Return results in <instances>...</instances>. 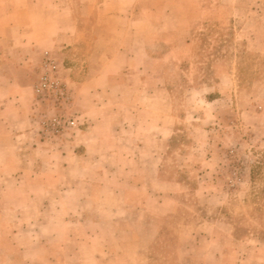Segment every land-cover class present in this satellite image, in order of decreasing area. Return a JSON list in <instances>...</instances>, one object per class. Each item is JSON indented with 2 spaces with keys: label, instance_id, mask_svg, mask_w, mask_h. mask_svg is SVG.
<instances>
[{
  "label": "rangeland",
  "instance_id": "374dc122",
  "mask_svg": "<svg viewBox=\"0 0 264 264\" xmlns=\"http://www.w3.org/2000/svg\"><path fill=\"white\" fill-rule=\"evenodd\" d=\"M16 1L18 6L26 0ZM123 1L128 9L123 14L129 16L114 20V30L121 42L143 49L150 62L139 73L148 91L143 97L135 98L134 90L124 100L92 98L86 90L79 94L77 83L88 67L69 76L68 68L76 72V59L42 44L31 58V76L16 87L22 111L0 116V264H17L20 255H15L23 251L28 264H96V247L104 246L96 242V234L104 233L96 229V218L106 216L127 224L129 234L126 242L113 237L110 244L126 255L105 264H264V0ZM19 15L0 17V29L42 22ZM35 36L12 34L9 39L15 44ZM46 50L61 63L73 91L72 110L85 121L77 132L61 137L42 133L33 106L34 72ZM75 54L88 59L84 51ZM129 54L136 58L135 51ZM5 69L13 73L11 62ZM13 85L0 78V94L13 97ZM94 119L104 132L86 140ZM157 121L164 126L158 128ZM114 122L122 129L116 144L105 137ZM137 132L153 133L154 139L143 145ZM11 133L34 138L26 153L33 149L38 163L24 165L40 175L33 186L19 177L23 166L14 160L20 149ZM85 148L97 154V169L62 166L71 163L62 156L75 157ZM115 148L123 151L122 160L114 156ZM156 153L160 169L152 172ZM133 165L140 170L132 171ZM136 176H144L149 187L131 184ZM96 182L123 193L116 210H92ZM76 185L81 194L64 193ZM148 189L159 193L149 197L150 210L123 208V200ZM46 220L52 223L43 230ZM44 235L53 236L47 250L37 242Z\"/></svg>",
  "mask_w": 264,
  "mask_h": 264
},
{
  "label": "crops",
  "instance_id": "0c3cea01",
  "mask_svg": "<svg viewBox=\"0 0 264 264\" xmlns=\"http://www.w3.org/2000/svg\"><path fill=\"white\" fill-rule=\"evenodd\" d=\"M124 2L125 1L123 0H26L23 4L20 2L21 4L17 6L16 0H0V17H7L12 13L13 17L16 19L20 17V13H24L26 18L34 15L37 18H41L39 20H42L41 23L35 22L38 26L29 25L30 28H24V24L20 23L19 25L13 26L14 28L12 29L9 25L4 26L3 30L0 29V78L12 82V84H14L13 87L15 88L13 91V97L8 96L7 98L5 94H0V116L19 114L20 111H22V95L19 90H16V87H21L25 79L31 76L29 70L31 67V58L41 52L42 48L40 45L42 44L46 47H52L56 51H60L61 57L76 59L73 63L76 72H73L72 67L68 68L67 74L69 73V76L72 73H75V75L82 73V70L88 67L85 74L82 75L81 79L83 82L78 81L77 83L79 94L86 90V93L92 98L124 100L127 98L126 94L134 90L136 91L133 95L135 98L143 97L142 92L146 91V89H143V77H141V74L139 73L141 67L144 66L146 62L147 65L150 62L143 58V52H145L143 49L139 46L126 44L124 41L121 42L119 37L116 36L114 30V20L129 16L123 14L124 11L128 10L121 5V3ZM137 18H143V16L139 15ZM12 34L13 36H36L30 42H26L25 38H18L17 42L12 44L9 39ZM75 51H84L85 56L88 59L84 61V59L79 56L73 58L75 55H78V53L75 54ZM130 51L136 52V58L130 56ZM10 53L12 54L11 59ZM10 62L13 66L12 74L6 73L5 69L10 65ZM135 71L136 74H134ZM34 78L36 79V74ZM132 83L137 86L134 87L133 85V87H131L130 85ZM10 99H12V101H10L7 106L6 103ZM17 102H19V105H17ZM33 106L35 108V101ZM116 109H118L117 106H112L110 110H112V113H117L118 110ZM110 110L108 109L107 111ZM140 115H144V113L140 112ZM0 124L2 123L0 122ZM160 124L164 126V123L159 121L156 122L158 128ZM122 126L124 127V130H126L127 125L122 124ZM121 130L120 126L116 125L115 122L111 123L108 126V129L105 130V137H108L110 142L116 144L115 141H118L116 136ZM102 132H104V128H100V125L96 122V119H94L92 133L87 137L85 134V138L86 140H90L92 137L96 138V136L103 134ZM135 137L140 139L143 145H146L149 140L154 139V134H138L137 132ZM10 138L20 149V151L15 153L17 160H14L23 166L21 170L18 171V173L23 172V174H19V177H25L28 184L33 186L31 182L34 183L37 179L39 180L40 175H34L26 171L24 165L27 161L30 165H36L38 163L37 158L34 156L33 149L26 153V147L30 148V146L34 144V138L30 133H24L23 135L19 133H11ZM158 144L159 143L157 142L156 145L158 146ZM21 149L23 152H21ZM114 151V156L122 160L124 154L123 151L118 150L117 148H115ZM109 153H111V151ZM136 156L139 157L138 155ZM152 156V172H158L161 160L158 153L152 154ZM62 157L64 158V161H68V159L71 160V163L69 162V165L67 166L62 164L67 170L73 169L83 172L90 171L95 167L97 169V154L96 156H92L90 150L86 148L83 149L82 152H80L79 149L75 157L70 156V154ZM73 161L76 162V164H73ZM127 161H132L133 164L138 163V160L135 159L128 158ZM116 167L117 166L111 168L109 171H113ZM135 168L136 170H134L133 165L132 171L137 172L140 170L139 166H136ZM143 179L144 176H142L140 180L136 176L129 180L131 184L136 186H140L141 184V187L144 185L149 187L148 181L145 182L146 178L145 180ZM73 182H75V184L80 183L79 180ZM163 183L164 181H160V185L163 186ZM92 186V191L94 193L96 192V202L94 201L92 203V210H96V212H107L117 209L116 206L118 203L116 202L118 197H124L122 192H110V190H106L107 187L101 182H96V184H92ZM64 193L81 194V188L76 185ZM111 193H113V196H110ZM158 194V192L150 194L149 189L146 194H143V192H140L138 195L133 194L134 197L129 201L123 200V208L127 211H132L134 209L148 211L150 210V207H148L149 197L157 196ZM135 198L137 202L140 200V204L135 203ZM83 209L88 208L83 206ZM51 223L52 220H46L40 228L46 230L50 227ZM126 226L127 224L121 226L120 222L115 221V219H110L108 216L105 218H96V229L101 232L104 231V233L96 234V242L104 244L102 248L99 246L96 247V264H105V262L110 263L114 261L117 256L122 257L126 255L121 248L118 251L114 246L110 245L114 241L113 237H118L119 241L124 239L121 243H124V241L126 242L125 236L129 234L128 229L125 228ZM59 227L61 229V234V232L64 231L62 230V226ZM111 229L113 232L112 234H109ZM51 238H53V236L44 235L39 237L37 242L40 243L44 250H47L51 247V245L48 246ZM24 252L26 251L15 255V258H18L20 255L17 264H28L23 260L24 257L22 254H25Z\"/></svg>",
  "mask_w": 264,
  "mask_h": 264
},
{
  "label": "built area",
  "instance_id": "2783aa9c",
  "mask_svg": "<svg viewBox=\"0 0 264 264\" xmlns=\"http://www.w3.org/2000/svg\"><path fill=\"white\" fill-rule=\"evenodd\" d=\"M35 74L34 111L42 133L61 137L80 130L85 121L72 110V88L62 75L61 63L51 51L46 50L43 53Z\"/></svg>",
  "mask_w": 264,
  "mask_h": 264
}]
</instances>
